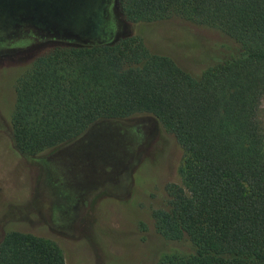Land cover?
Listing matches in <instances>:
<instances>
[{"label":"trees","instance_id":"16d2710c","mask_svg":"<svg viewBox=\"0 0 264 264\" xmlns=\"http://www.w3.org/2000/svg\"><path fill=\"white\" fill-rule=\"evenodd\" d=\"M115 2L133 27L179 20L214 30L222 42L198 71L151 51L136 34L100 44L46 42L12 78V145L33 157L98 121L150 118L158 133L135 175L150 162L165 178L168 153L183 157L182 185L164 179L165 196L150 220L161 239L185 249L156 264H264V0ZM101 17L97 9L86 32H97ZM0 264L65 260L54 241L10 226Z\"/></svg>","mask_w":264,"mask_h":264},{"label":"rangeland","instance_id":"374dc122","mask_svg":"<svg viewBox=\"0 0 264 264\" xmlns=\"http://www.w3.org/2000/svg\"><path fill=\"white\" fill-rule=\"evenodd\" d=\"M83 1L80 9L70 8L67 18L86 32L97 6ZM101 16L98 31L82 37L105 43L140 35L151 51L170 54L193 71L205 66L210 50L223 39L210 28L179 20L133 27L123 22L115 0L105 1ZM65 34L34 26L24 14L9 20L0 12V239L10 226L50 239L61 248L65 264H156L165 254L180 253L182 245L154 232L150 213L165 196L167 181L182 185V152L168 153L166 182L150 162L135 175L157 136L154 120H101L69 144L33 157L12 145L14 72L46 42L70 41ZM78 36L74 41L83 43ZM258 119L264 130V98Z\"/></svg>","mask_w":264,"mask_h":264},{"label":"water","instance_id":"95a60500","mask_svg":"<svg viewBox=\"0 0 264 264\" xmlns=\"http://www.w3.org/2000/svg\"><path fill=\"white\" fill-rule=\"evenodd\" d=\"M94 6H97V9L102 12L105 1L106 0H91ZM84 4L83 0H52L48 1H40V0H0V12L2 15H5L7 19H13V16L20 15V14H31L32 15H39L42 18L46 17H55L56 21L55 24H60L57 26L54 31L56 34H64L69 33L66 35L67 37H72L70 41H74L75 37L80 35V41H83L85 44H100L97 41L87 40L84 37V34H80V30H78L75 26H73L67 16L69 15L70 8L75 7L77 10L80 9ZM6 20V18H4ZM62 24H66V30L61 26ZM75 28V30H74ZM73 29V30H72ZM76 31V32H75ZM75 34V35H74ZM91 35L88 32H85V36ZM77 38V37H76ZM83 38V39H82ZM78 39V40H79ZM67 40V39H64Z\"/></svg>","mask_w":264,"mask_h":264},{"label":"flooded vegetation","instance_id":"af4514ba","mask_svg":"<svg viewBox=\"0 0 264 264\" xmlns=\"http://www.w3.org/2000/svg\"><path fill=\"white\" fill-rule=\"evenodd\" d=\"M29 18L31 19L30 21L31 22H33V23H35L36 25H38V27H40V28H42V29H46V30H55L56 29V27L57 26H60V24H54L55 23V21H56V19H55V17L53 16V18L52 17H46V18H42L41 16H39V15H32L31 16V14H29ZM50 19H52L51 20V22H54V23H49V25L47 26V25H45L44 23L45 22H47V21H49ZM62 25H64V26H61V27H63L64 29L63 30H66V27H67V25L66 24H62ZM67 28H69V27H67ZM70 29V28H69ZM71 30V29H70ZM73 30V29H72ZM74 30H75V28H74ZM76 32V31H75ZM81 32V31H80ZM80 34H85V32H81Z\"/></svg>","mask_w":264,"mask_h":264},{"label":"crops","instance_id":"0c3cea01","mask_svg":"<svg viewBox=\"0 0 264 264\" xmlns=\"http://www.w3.org/2000/svg\"><path fill=\"white\" fill-rule=\"evenodd\" d=\"M24 16H25V18L27 19V22H30L29 20H31L30 18H29V14H24Z\"/></svg>","mask_w":264,"mask_h":264}]
</instances>
